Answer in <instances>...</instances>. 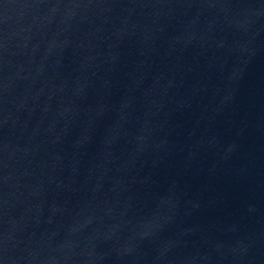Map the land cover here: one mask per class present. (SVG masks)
<instances>
[{
	"label": "water",
	"instance_id": "obj_1",
	"mask_svg": "<svg viewBox=\"0 0 264 264\" xmlns=\"http://www.w3.org/2000/svg\"><path fill=\"white\" fill-rule=\"evenodd\" d=\"M0 264H264V0H0Z\"/></svg>",
	"mask_w": 264,
	"mask_h": 264
}]
</instances>
